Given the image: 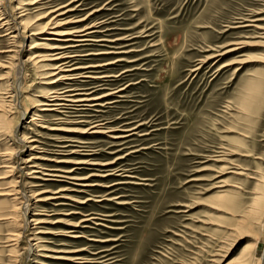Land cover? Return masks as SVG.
Here are the masks:
<instances>
[{
	"label": "rangeland",
	"instance_id": "rangeland-1",
	"mask_svg": "<svg viewBox=\"0 0 264 264\" xmlns=\"http://www.w3.org/2000/svg\"><path fill=\"white\" fill-rule=\"evenodd\" d=\"M20 1L0 0V264H264V0H50L22 13ZM65 5L75 10L60 21L86 20L59 30L98 28L69 50L81 69L58 88L95 100L44 112L37 102L52 68L39 67L52 63L29 60L46 54L52 30L31 34ZM36 114L40 127L30 123ZM33 155L71 174L23 181L27 164L22 176L5 175ZM19 176L28 185H12ZM11 185L59 197L18 211L46 221L31 252L4 220Z\"/></svg>",
	"mask_w": 264,
	"mask_h": 264
},
{
	"label": "bare ground",
	"instance_id": "bare-ground-1",
	"mask_svg": "<svg viewBox=\"0 0 264 264\" xmlns=\"http://www.w3.org/2000/svg\"><path fill=\"white\" fill-rule=\"evenodd\" d=\"M48 1L50 2V0H30L29 2H27V1L23 2V0H21L20 3L21 2L22 3L20 4V6H22V4L24 6L22 8L23 11H21L20 13L25 12L26 10H28V9L24 8L26 5H45V4L48 3ZM73 2H76V1H73ZM68 6H70V5H65V6H62V7H59V8L57 7L54 11H49L50 10L49 9L48 10L49 12H46V13L43 14L44 17L38 16V17H40V19H38V20H41L43 18H47L48 19L49 17L54 15V13H58L54 18H52V19L50 18L49 21H47V23L45 25H40V27L38 29L39 33H36V34L32 33L31 34V36H35L36 37L39 34H43L45 32L47 33L48 30H52L49 33L52 36V38L45 39L46 40L45 45L42 46L43 47L42 49L47 50L45 52L46 54L38 55L35 58L29 60V61L38 60V61H36L35 64H37V62H38V64L39 63H47V62L48 63H52V64H45V65L39 67L41 69L48 68V67L52 68V69H50L52 71L46 74V75H48V74L51 73V75H48V77H46V78H48L47 79L48 80L47 81L48 82L47 83L48 86L50 85L52 87H51V89H50V91L48 93L44 94V100L37 102L38 103L37 104L38 108L43 109L42 111H44V112H59V109L63 110V109H69V108H76V104H79V107H82V106H86V107L91 106L92 107L93 105H89L88 103L89 102L92 103L93 100H95V99L84 98L82 96H85V95H82L81 93H76L75 90L70 89V88H64V89H59L58 88V87H60L61 83L65 82V81L73 80L74 77L73 78L71 77V76H73L72 73L74 71L76 72L77 70L81 69V68H72V66H73L72 65V61H73L72 58L73 57L69 56V54H71V52L69 50L72 49V48H76V47L81 46V43L89 41L87 39V37L91 33H95L94 31H92L94 28H98L97 25H92V26H89V27L82 28L81 30H76V29L69 30V31L59 30V28L61 26H67L69 24L85 22V20H86V19H82L80 21H78V20L77 21H72L70 19H67V20H64V21H60L58 19L59 17H64L67 14H69L70 12H73L75 10V9H67ZM40 8H41V6H40ZM23 16L24 15H20L18 18H21L20 20L22 21L23 20L22 19ZM16 21H19V20H16ZM20 26H23L24 33H25L26 30L28 32H30V28H32V25H29V24H27L25 22H20ZM51 26H53V27L49 28ZM22 38H23L22 41L24 42V45H25V41L27 40V37L24 35ZM61 39H63V40H61ZM60 41L67 42L69 45L68 46L60 45L58 43ZM49 42H56V43H49ZM24 45H23V47H25ZM34 48H36V46H32L31 50H33ZM88 68H91V67H88ZM87 78H91V77H87ZM86 95L90 96L88 94H86ZM42 119L43 118H42V116L40 114H36L31 119L30 123L31 124L33 123L34 125L38 126L39 123H42ZM40 120H41V122H40ZM5 124H6V122H5ZM38 127H40V126H38ZM42 128L45 129L46 127L44 126ZM99 129H101V127H99L97 125L91 127V130H94L93 131L94 134H103L102 132H99ZM71 132H80V131H77L75 129V130H71ZM15 134H16L17 138H19L18 132H15ZM19 140H20L21 144L23 143V144H25V146H26V144L27 145L30 144L31 146H26V148H30L31 151H37V150L40 149L37 146L33 145L35 142H37V140H35L33 138H19ZM68 142H72V143H76V144H88V143H85V142H83L81 140H74V141H68ZM63 148H66V147H63ZM15 156H16V154H15ZM20 156L22 157V154ZM17 157H19V156H17ZM38 160H44V159H42V157H40L38 155H33L32 157H30L26 161H23L22 158L19 159V160L17 159L15 161V164H11V166H9L7 168L9 171L7 173H5V175H8L10 177V176H16L17 174H20V176H22L23 172L21 173V171L23 169L21 168V165L26 167L27 164H29L31 166L29 167L30 170H28L29 172L27 173V175H23V176H25L24 177L25 179H23V181L24 180L27 181L28 179H30V180H40V181L41 180L50 181V179H47V178L43 179V178L39 177V175H42L44 177H59L58 175L50 174V173H46V172H61V173H64V174H66V173L71 174V171L49 170V169H46V168H42V167H40L38 165V163H37ZM19 161L21 162V164L19 163ZM74 164H83V165L84 164H90L91 166L98 165L97 163H88V162H80V163H74ZM102 166L107 167V165H102ZM20 176L18 178L17 177L14 178L15 181L11 182L12 185L13 184L16 185L18 183H21V184L24 183L23 181L17 182V179H19ZM9 177H5V179L9 178ZM65 178H68V177H65ZM69 179H71V178H69ZM74 180L80 181V180H88V179H74ZM24 184L28 185L27 182L24 183ZM29 184H34V186H32L33 189L41 188L42 186H44V185L38 183L37 181H32ZM12 185H11L10 189H8L6 191L5 194H1V195L6 196V197L7 196L12 197L13 198V202H14V205L12 207V211H10V213L7 214V215H3V216H7L8 217V218L4 217V218H6L4 220L12 221L11 222L12 224H15V225L18 226V228L19 227L21 228L20 229L21 231H19V232L15 231L12 234H10V236L16 242H18V240L20 238H22V236L23 237L25 236V238L27 239V243H28V249L27 250H28V252L29 251L31 252V248L34 247V245H32V242H34V241H36V242L42 241L41 235H43L44 232L41 230L40 226L43 225L46 221L42 220V218H37V216L41 215L40 213H35L33 215L34 218L32 220H29L26 217H25V219L23 218V220H20L19 219L20 216H17L18 211H20V213L22 212L24 214V216H26V214L28 212V209L30 207L29 205H31V202H32L31 199H33V200L37 199V203H43V202H49L50 200L58 199L59 197H56V198L55 197H52V198L51 197H45V194L50 193V191H47V190L46 191H42L41 193H38L35 196H32V195L29 194L30 196L27 197L28 193L26 194L25 192H20V190L16 189V187H14V186L12 187ZM82 186L83 187H89L90 185L87 183V184H83ZM60 192H65V191L61 190L59 192H56L55 194H59ZM60 198L68 199L66 197H60ZM19 200H20V202L17 203V201H19ZM26 202H29V205L26 204ZM257 202H258L257 205L259 207L263 206L264 205L263 204L264 195H262L258 199ZM226 204L234 205L235 201L230 200V199L229 200H225V205ZM18 219H19V221H18ZM28 220H29V222H28ZM86 221H90V219L83 220V222H86ZM32 224L35 225V227L33 228L34 230L31 229ZM24 228H26V229L29 228L27 232H29V230H30L32 232V234L28 235L29 233L28 234L26 232L24 233ZM250 248H251L250 245H246L244 250H248ZM43 250H46V249L42 248V251ZM55 258H59V257H55ZM261 263H262V259H260V264Z\"/></svg>",
	"mask_w": 264,
	"mask_h": 264
}]
</instances>
